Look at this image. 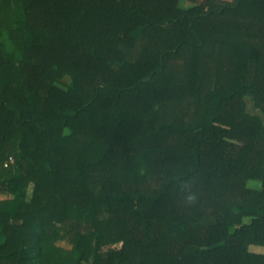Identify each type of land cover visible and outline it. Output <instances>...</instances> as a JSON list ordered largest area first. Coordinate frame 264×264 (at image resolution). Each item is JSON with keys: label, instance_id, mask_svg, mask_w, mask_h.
<instances>
[{"label": "trees", "instance_id": "16d2710c", "mask_svg": "<svg viewBox=\"0 0 264 264\" xmlns=\"http://www.w3.org/2000/svg\"><path fill=\"white\" fill-rule=\"evenodd\" d=\"M179 1L0 0V264H264V0Z\"/></svg>", "mask_w": 264, "mask_h": 264}, {"label": "rangeland", "instance_id": "374dc122", "mask_svg": "<svg viewBox=\"0 0 264 264\" xmlns=\"http://www.w3.org/2000/svg\"><path fill=\"white\" fill-rule=\"evenodd\" d=\"M226 1H230V0H226ZM193 4L189 1H185V0H180L178 2V7L181 9H188L190 7H192ZM8 52H14L15 49L13 47H8L7 48ZM59 87L61 88H69L71 85V79L68 76H65L61 79H59L56 83ZM244 101H245V105H246V112L250 115H254V116H258L260 118H262V114L261 112L254 106L253 100L251 99V97L246 96L244 97ZM12 162V160L10 161V163ZM6 172H2L1 177L4 178L6 177ZM247 186L249 188H253V189H259L260 188V183L257 181H248L247 182ZM247 219H244V222H247ZM235 228V226L230 227L229 231H233V229ZM252 251H261V250H255L254 248H250Z\"/></svg>", "mask_w": 264, "mask_h": 264}]
</instances>
